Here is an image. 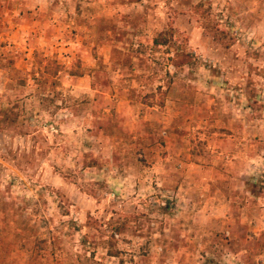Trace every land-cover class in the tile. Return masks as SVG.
<instances>
[{"label": "rangeland", "instance_id": "obj_1", "mask_svg": "<svg viewBox=\"0 0 264 264\" xmlns=\"http://www.w3.org/2000/svg\"><path fill=\"white\" fill-rule=\"evenodd\" d=\"M0 264H264V0H0Z\"/></svg>", "mask_w": 264, "mask_h": 264}, {"label": "trees", "instance_id": "obj_2", "mask_svg": "<svg viewBox=\"0 0 264 264\" xmlns=\"http://www.w3.org/2000/svg\"><path fill=\"white\" fill-rule=\"evenodd\" d=\"M204 29L214 39H218L219 36H220V34H221L218 30H216L213 27H211V25H204ZM161 39H162L161 38V35L158 36L157 38H155L154 41H153L154 45H161V44H163L162 43L163 41H161Z\"/></svg>", "mask_w": 264, "mask_h": 264}]
</instances>
